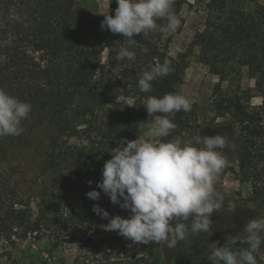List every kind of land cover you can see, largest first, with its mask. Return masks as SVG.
I'll return each mask as SVG.
<instances>
[{
	"label": "trees",
	"instance_id": "16d2710c",
	"mask_svg": "<svg viewBox=\"0 0 264 264\" xmlns=\"http://www.w3.org/2000/svg\"><path fill=\"white\" fill-rule=\"evenodd\" d=\"M239 2L210 0L204 28L184 52L171 55L160 30L166 18L156 20L157 30L134 34L137 44L129 47L121 34L101 29L104 16L86 0H0V89L31 105L23 132L0 137V264H16L17 242L27 238L72 251L77 264H160V244H133L105 231L108 220L92 208L124 218L128 210L107 195L94 201L86 193L100 192L101 170L120 139L134 140L151 125L145 99L175 93L196 45L218 77L209 90L213 111L237 126L226 169L248 185L249 201H264V5L246 10ZM122 47L135 59L117 60ZM165 61L170 73L153 80L151 92H140L143 72ZM242 66L252 87L241 85ZM224 81L233 88L224 90ZM169 119L177 127L165 141L190 126L187 112ZM244 241L232 250L247 248ZM256 259L264 264V242Z\"/></svg>",
	"mask_w": 264,
	"mask_h": 264
},
{
	"label": "clouds",
	"instance_id": "9594fccd",
	"mask_svg": "<svg viewBox=\"0 0 264 264\" xmlns=\"http://www.w3.org/2000/svg\"><path fill=\"white\" fill-rule=\"evenodd\" d=\"M116 3L115 14L103 13L100 27L127 38L129 47L137 44L134 34L145 35L157 30V19L168 21L161 31H175L179 26L180 21L171 12L174 0H116ZM129 47H122L116 59L134 60L135 52ZM170 71L167 61L152 66L138 79V90L151 92L152 81ZM142 105L149 119L154 117L150 127L134 140L120 139L119 145L111 151V158L103 165L102 179L97 182V188L111 203L128 210L129 215L127 218L110 217L98 204H94L92 210L101 219L108 220L101 225L105 231H115L133 244L156 243L174 248L178 242L208 233L212 213L224 207L225 198L215 185L226 166L223 150L231 145L219 134H199L194 143L183 144L179 140L162 139L177 127L169 116L191 110L192 102L184 95L148 96ZM30 112L29 103L0 89V137L20 135L23 132L21 121ZM158 113L163 115L156 116ZM91 183L89 180L88 184ZM86 196L95 201L100 198V192L92 189ZM235 207L227 205L229 211ZM243 232L247 248L232 250L235 241L231 236L222 246L210 243L207 259L211 264H257L256 255L264 242V216L249 219Z\"/></svg>",
	"mask_w": 264,
	"mask_h": 264
},
{
	"label": "rangeland",
	"instance_id": "374dc122",
	"mask_svg": "<svg viewBox=\"0 0 264 264\" xmlns=\"http://www.w3.org/2000/svg\"><path fill=\"white\" fill-rule=\"evenodd\" d=\"M210 0H174L171 12L180 21L175 31H164L168 38V51L171 55L184 52L195 33L204 28L207 16V3ZM239 4L246 10H251L257 3L264 5V0H239ZM87 6L93 14L104 16L103 13L114 12L110 0H86ZM168 21L166 19L165 27ZM218 77L212 74L208 65L200 59V46L192 48L188 56V63L182 74V81L176 88L175 94L186 96L191 102V110L187 112L190 126L173 142L179 140L183 143L192 141L197 135L226 137L230 147L223 150L226 166L222 169L216 181V189L225 198V205L219 211H214L210 217L211 225L208 233H200L186 241L178 242L176 247L167 248L160 244L162 259L160 264H206L209 260L207 254L210 251L208 245L217 242L222 246L227 242V237L236 241L245 239L246 233L243 227L249 219L264 216V201H249L250 190L247 184L236 179L227 166L229 156L235 145L237 126L229 115L217 116L211 106L209 97L210 86ZM235 82V80H233ZM241 85L252 87L253 80L248 74L246 66L241 67ZM224 90L233 88L232 83L224 81ZM251 103L258 101V96L252 91ZM150 126L141 128L138 137L143 136ZM102 175L100 176V180ZM106 194L100 190V198ZM236 207L229 211L227 205ZM191 219V218H190ZM172 223H175L173 221ZM18 258L16 264H77L73 261V253L70 250L58 247L53 248L50 243L35 241L27 238L17 242Z\"/></svg>",
	"mask_w": 264,
	"mask_h": 264
}]
</instances>
